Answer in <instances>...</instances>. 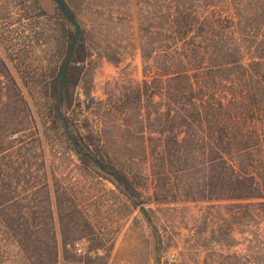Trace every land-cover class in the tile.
Returning <instances> with one entry per match:
<instances>
[{"label":"rangeland","instance_id":"1","mask_svg":"<svg viewBox=\"0 0 264 264\" xmlns=\"http://www.w3.org/2000/svg\"><path fill=\"white\" fill-rule=\"evenodd\" d=\"M67 1L88 50L67 110L71 127L97 159L131 178L145 202H134L132 190L112 174L81 160L62 134L49 88L63 48L54 0H0V135L3 121L17 123L12 138L21 142L16 149L21 145L28 163L12 173L13 215L28 196L23 211L44 221L31 228L44 236L36 247L51 246L54 229L59 264H251V234L228 229L224 211L210 206L217 202L190 201L175 180L172 201L156 200L153 156H144L142 143L144 136H158L157 111L171 101L170 75L162 77L164 96L159 92L162 55L169 49L155 24L176 0ZM4 178L0 171V186ZM34 179L46 185L25 192L21 187ZM51 207L54 224L47 222ZM4 234L0 264H30L17 239Z\"/></svg>","mask_w":264,"mask_h":264},{"label":"trees","instance_id":"2","mask_svg":"<svg viewBox=\"0 0 264 264\" xmlns=\"http://www.w3.org/2000/svg\"><path fill=\"white\" fill-rule=\"evenodd\" d=\"M56 9L63 22V48L59 70L51 77L49 88L58 100L61 67L75 29L57 3ZM158 20L155 33L167 37L169 49L164 50L159 69L160 95L165 92L164 75H170L173 87L167 108L157 111L158 136H144L142 143L144 156H153V181L159 189L156 200L172 201L169 185L175 180L190 201L217 202L210 206L224 211L228 229L251 234V264H264V0H176L161 10ZM81 33L67 69L61 110L79 148L96 157L77 137L67 115L88 55ZM144 83L147 86V81ZM56 117L62 134L71 141L57 112V102ZM3 124L0 171L5 178L0 186V240L4 233L16 238L30 264H59L54 229L48 232L53 244L36 247L44 236L31 228L43 226L44 221L23 211L28 196L18 204V215H13L17 196L12 189V173H20L28 163L21 159V145L16 149L21 142L12 138L19 125L8 120ZM78 155L98 167L91 158ZM99 161L116 174L119 186L132 190L129 195L134 202H145L127 174ZM44 185L34 179L21 188L27 192ZM177 196L174 201L179 200ZM47 222H55L52 207Z\"/></svg>","mask_w":264,"mask_h":264},{"label":"water","instance_id":"3","mask_svg":"<svg viewBox=\"0 0 264 264\" xmlns=\"http://www.w3.org/2000/svg\"><path fill=\"white\" fill-rule=\"evenodd\" d=\"M60 7L61 9L66 13L68 19L71 21L72 25H74L75 27V31H74V35L72 37V40L70 42L66 57L64 59L63 65L61 67V72H60V84H59V89H58V100H57V112L60 116V118L62 119L65 129L67 130L71 141L73 143L74 148L76 149V151L78 153H80L83 156H87L89 158H91L100 168L101 171L105 172V173H109L112 174L113 177H115L116 179L117 176L115 174H113L111 171H109L106 167H104L101 162L94 157L90 152L87 151H83L79 148L77 141L74 139L72 132L69 128L68 122L66 120V118L63 115V112L61 110V102H62V93H63V88H64V84H65V78H66V73H67V69L69 67V64L71 62V58H72V54L74 52V48L76 45L77 40L79 39L80 33H81V26L79 25L78 21L76 20L75 16L73 15L72 11L70 10L68 4L66 3L65 0H54Z\"/></svg>","mask_w":264,"mask_h":264},{"label":"built area","instance_id":"4","mask_svg":"<svg viewBox=\"0 0 264 264\" xmlns=\"http://www.w3.org/2000/svg\"><path fill=\"white\" fill-rule=\"evenodd\" d=\"M76 250H77L78 253H83L84 252L83 248L78 243L76 244Z\"/></svg>","mask_w":264,"mask_h":264}]
</instances>
